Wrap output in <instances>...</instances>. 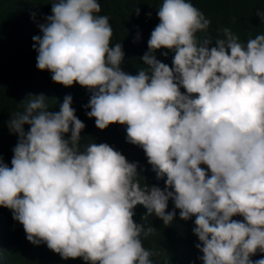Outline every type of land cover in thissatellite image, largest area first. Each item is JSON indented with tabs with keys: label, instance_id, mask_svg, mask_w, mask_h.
I'll return each mask as SVG.
<instances>
[{
	"label": "clouds",
	"instance_id": "9594fccd",
	"mask_svg": "<svg viewBox=\"0 0 264 264\" xmlns=\"http://www.w3.org/2000/svg\"><path fill=\"white\" fill-rule=\"evenodd\" d=\"M194 1L161 0L140 56L146 67L135 74L120 67L122 45L112 44L113 21L98 0L47 4L51 14L32 36L36 68L65 86H86L85 115L100 129L126 125V141L163 179L141 185L137 161L104 141L80 146L85 125L71 94L50 111L43 93H29L7 121L17 142L11 166L0 160V206L46 253L153 264L141 238L153 226L133 219L140 204L164 225L176 209L181 219L194 216L202 264H264V256L251 259L264 253V33L241 42L223 27L214 40L198 37L210 21ZM256 15L264 23V8ZM161 47L173 51L171 67L167 52L155 55Z\"/></svg>",
	"mask_w": 264,
	"mask_h": 264
},
{
	"label": "trees",
	"instance_id": "16d2710c",
	"mask_svg": "<svg viewBox=\"0 0 264 264\" xmlns=\"http://www.w3.org/2000/svg\"><path fill=\"white\" fill-rule=\"evenodd\" d=\"M50 1L0 0V160L11 166V150L17 142V134L10 132L7 121L14 113L23 111L29 93H43L46 107L50 111H58L64 95L71 94L74 114L85 125L80 133V146L91 142L108 143L127 160L138 162L137 179L141 185H157L163 177H155L141 147L126 141V125L110 122L104 129H100L95 126L94 117L85 115L88 110L83 111V107L91 94L86 86L76 82L65 86L52 81L47 69L36 68L37 53L32 47V36L40 34L38 25L44 22L45 15L51 14V7H46ZM194 2L193 5L210 21L207 31L198 32V37L207 35L214 40L223 35L219 31L223 27H228L241 42L247 40V35L264 33V23L256 15L257 8H264V0ZM98 3L99 13H107L112 18L116 38L112 44L120 42L122 45L124 57L120 67L135 74L137 69L146 67L140 56L147 50L150 32L159 22L156 10L161 0H98ZM136 9H139L138 13ZM161 52L168 53L165 63L171 67L173 51L161 47L155 51V55L164 57ZM23 127L26 131L29 125ZM145 211L143 205L137 204L133 219L153 226L151 234L141 237L143 247L153 252L150 257L153 264H202L199 259L202 253L195 246L199 241L192 232L194 216L187 220L181 219L180 210L176 209L172 222L164 225L154 214L143 215ZM233 219L242 217L237 215ZM46 247L45 243L33 244L27 240L22 224L13 219L11 210L0 206V264H88L80 257L63 259L56 252L48 254L44 251ZM261 256L264 253L257 252L251 259Z\"/></svg>",
	"mask_w": 264,
	"mask_h": 264
}]
</instances>
